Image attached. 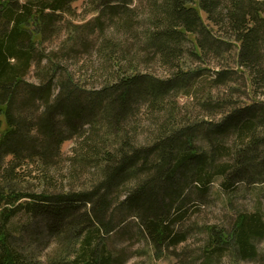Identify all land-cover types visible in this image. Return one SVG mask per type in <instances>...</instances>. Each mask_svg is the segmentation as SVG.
Returning <instances> with one entry per match:
<instances>
[{"label": "trees", "instance_id": "trees-1", "mask_svg": "<svg viewBox=\"0 0 264 264\" xmlns=\"http://www.w3.org/2000/svg\"><path fill=\"white\" fill-rule=\"evenodd\" d=\"M216 183L264 189V0H0V264H119L132 223L152 256L197 229L204 264L256 260L263 212L198 224Z\"/></svg>", "mask_w": 264, "mask_h": 264}, {"label": "rangeland", "instance_id": "rangeland-1", "mask_svg": "<svg viewBox=\"0 0 264 264\" xmlns=\"http://www.w3.org/2000/svg\"><path fill=\"white\" fill-rule=\"evenodd\" d=\"M83 6V1H78L74 4V7L78 10L77 12L79 14L82 13ZM92 17L93 15H85L82 17V20L84 19L88 21ZM92 62L89 51H85L81 48L79 50V56L70 59L69 65L73 70L75 69L76 72L88 71L89 75H92L93 71H95L94 68L91 67L93 64ZM214 66V62H211L207 68L212 70ZM155 68L157 67L155 66ZM28 79L32 82L36 80L33 75H29ZM233 86L237 87V93L234 98L241 100V102H247L248 98L244 95V92H247V88L244 87L243 83L238 81V83ZM222 91H224L223 87L220 88V92ZM177 99L180 105L186 106L190 102L188 97L183 95L178 96ZM74 145V139L64 142L62 145L63 161H66V159L71 156ZM65 164L66 163L63 162V166H65ZM211 190L212 199L214 200L213 206L206 207L199 215L197 221L200 226L207 222L217 225H228L231 217L236 211H261L264 213V189L260 185H241L235 191L225 193L221 191L219 183H216L212 186ZM229 202H231V207L227 205ZM12 224L17 230L21 226L24 228L27 227L28 234L32 233L38 226L40 232L37 234V238L32 239V237H25V243L28 244L32 251L37 253L36 256L45 258L50 252V243L46 240L47 237L44 236V233L42 232L41 228L43 225L41 226L37 224L30 226L29 218L23 214L14 219ZM202 239L203 236L199 235L197 229L196 231L193 229L192 233L189 235V242L186 245L190 253H182L179 257L172 258H170V255H166L167 252L159 256H152L149 253L150 248H148L146 241L139 238L136 233V228L132 223L131 225L126 224L121 234L117 235L110 243L113 250L121 254V256L118 254L120 258L122 257L121 260H119V264H204L202 259H196V255L199 253L202 245ZM47 243L48 246H46ZM256 245L260 252L259 257L256 260L245 261L240 264H264V238L258 240ZM180 248L179 251L182 252V246H180ZM219 264H230V262L227 259H224L222 263L220 262Z\"/></svg>", "mask_w": 264, "mask_h": 264}]
</instances>
